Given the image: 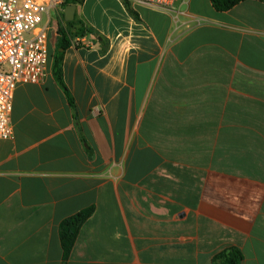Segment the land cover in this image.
I'll list each match as a JSON object with an SVG mask.
<instances>
[{"label":"crops","instance_id":"1","mask_svg":"<svg viewBox=\"0 0 264 264\" xmlns=\"http://www.w3.org/2000/svg\"><path fill=\"white\" fill-rule=\"evenodd\" d=\"M59 1L45 78L18 85L0 140V264H212L232 246L264 264V0H79L65 49ZM90 208L65 259L61 224Z\"/></svg>","mask_w":264,"mask_h":264},{"label":"built area","instance_id":"2","mask_svg":"<svg viewBox=\"0 0 264 264\" xmlns=\"http://www.w3.org/2000/svg\"><path fill=\"white\" fill-rule=\"evenodd\" d=\"M159 11H171L189 0H126ZM59 0H0V140L14 136L11 123L15 92L21 83H40L49 61L44 16ZM77 39L75 44L82 43Z\"/></svg>","mask_w":264,"mask_h":264},{"label":"trees","instance_id":"3","mask_svg":"<svg viewBox=\"0 0 264 264\" xmlns=\"http://www.w3.org/2000/svg\"><path fill=\"white\" fill-rule=\"evenodd\" d=\"M246 1V0H211L213 7L218 12H226L234 8L239 3ZM79 2V0H65L64 4L66 6L68 5H75ZM74 22H68L67 23V29L59 28L58 34H59V48L65 49L69 43V37L71 36V28L73 27ZM92 31L89 29L81 28L79 30V35L85 36L86 34L91 33ZM54 75L57 79V81L63 86L65 89L69 101L72 104V99L70 97V94L68 93V89L66 88L63 78H62V72L60 68V58H56L55 65H54ZM94 208L87 209L85 211H82L69 219L65 220L60 227V233H61V242L62 247L64 250V258L66 259L68 255L70 254V251L72 250L75 241L78 237V233L82 227V225L86 222L88 218L93 214ZM244 261V254L242 250L238 247H229L218 254H216L212 259V264H242Z\"/></svg>","mask_w":264,"mask_h":264},{"label":"water","instance_id":"4","mask_svg":"<svg viewBox=\"0 0 264 264\" xmlns=\"http://www.w3.org/2000/svg\"><path fill=\"white\" fill-rule=\"evenodd\" d=\"M76 5H68L65 10V21L71 22L75 18Z\"/></svg>","mask_w":264,"mask_h":264},{"label":"rangeland","instance_id":"5","mask_svg":"<svg viewBox=\"0 0 264 264\" xmlns=\"http://www.w3.org/2000/svg\"><path fill=\"white\" fill-rule=\"evenodd\" d=\"M43 21H44V19H43ZM43 21H42V23H41V26L44 25V24L46 23V21H44V22H43Z\"/></svg>","mask_w":264,"mask_h":264}]
</instances>
